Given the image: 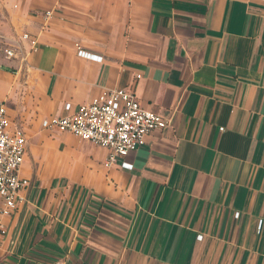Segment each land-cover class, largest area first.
I'll list each match as a JSON object with an SVG mask.
<instances>
[{
  "label": "crops",
  "instance_id": "obj_1",
  "mask_svg": "<svg viewBox=\"0 0 264 264\" xmlns=\"http://www.w3.org/2000/svg\"><path fill=\"white\" fill-rule=\"evenodd\" d=\"M106 89L169 121L131 170L41 125ZM0 101L30 183L0 264H264V1L0 0Z\"/></svg>",
  "mask_w": 264,
  "mask_h": 264
},
{
  "label": "built area",
  "instance_id": "obj_2",
  "mask_svg": "<svg viewBox=\"0 0 264 264\" xmlns=\"http://www.w3.org/2000/svg\"><path fill=\"white\" fill-rule=\"evenodd\" d=\"M45 15L50 18L52 11H47ZM22 40L29 43L30 52L37 49L36 37L25 33ZM18 52L14 46L4 49L5 58L10 60L16 58ZM77 55L102 61V57L82 49L77 51ZM64 109V116L44 119L42 127L60 134H72L107 149L109 154L106 166L109 168L119 165L123 169L131 170L132 164L124 161V158L141 148L152 131L169 126L168 120L142 108L132 89H106L90 103L81 105L76 112H72L71 103L65 104ZM26 152L25 130L13 126L5 101H0V241L8 236L7 220L24 201L23 193L30 184L22 175ZM235 216L238 217L239 213ZM262 225L263 221L260 220L258 232ZM198 239L201 240L202 236L199 235Z\"/></svg>",
  "mask_w": 264,
  "mask_h": 264
}]
</instances>
